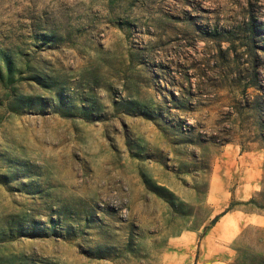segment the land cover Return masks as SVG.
I'll return each mask as SVG.
<instances>
[{"label": "rangeland", "instance_id": "374dc122", "mask_svg": "<svg viewBox=\"0 0 264 264\" xmlns=\"http://www.w3.org/2000/svg\"><path fill=\"white\" fill-rule=\"evenodd\" d=\"M264 0H0V264H264Z\"/></svg>", "mask_w": 264, "mask_h": 264}, {"label": "crops", "instance_id": "0c3cea01", "mask_svg": "<svg viewBox=\"0 0 264 264\" xmlns=\"http://www.w3.org/2000/svg\"><path fill=\"white\" fill-rule=\"evenodd\" d=\"M252 218L253 219L249 222L258 226H264V216H261L260 214H255V216Z\"/></svg>", "mask_w": 264, "mask_h": 264}]
</instances>
